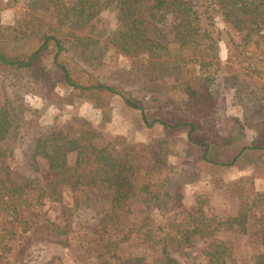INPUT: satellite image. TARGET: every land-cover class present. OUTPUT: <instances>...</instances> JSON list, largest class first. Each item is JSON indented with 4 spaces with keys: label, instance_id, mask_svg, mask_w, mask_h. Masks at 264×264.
<instances>
[{
    "label": "rangeland",
    "instance_id": "rangeland-1",
    "mask_svg": "<svg viewBox=\"0 0 264 264\" xmlns=\"http://www.w3.org/2000/svg\"><path fill=\"white\" fill-rule=\"evenodd\" d=\"M30 1L0 0V48L4 52L22 56L31 53L38 47L39 36L57 25L53 9L32 7ZM198 3L201 25L217 42L215 65L204 63L210 62L214 54L208 40L196 51L178 50L170 44L171 52L162 58L164 64L153 73L146 64L147 56L124 55L108 42L118 26L114 9L102 11L76 34L87 40L86 55L101 62L96 68L86 67L91 78L144 100L150 121L195 125L194 141L209 145L210 162L202 158L205 148L190 142L189 128L171 129L159 124L147 128L141 113L127 107L120 97L70 87L54 65L52 47L41 55L32 71L0 64V106L11 100L14 106L22 102L29 110H38L39 127L30 138L54 130L72 133L81 128L96 134L98 146L123 137L139 161L137 183L149 180L161 189L171 180L167 184L174 197L173 212L195 215L200 197L207 200L205 211L209 214L221 219L236 215L240 201L226 195L223 183L250 177L254 160L227 165L233 162L240 146L253 142L264 145V27L252 33L246 44V32H236L212 0ZM162 12L166 10L158 16ZM179 21L166 13L148 26V32L170 43ZM73 59L74 53L66 44L61 60L73 65ZM177 59H182L179 70L174 69ZM189 89L195 94L188 93ZM24 118L20 122L28 116ZM33 145L25 138L14 146L5 144L3 148L13 147V151L0 153V180L21 184L25 178L37 177L48 190L44 205L21 210L17 221L7 218L6 213L0 215V228H15L14 237L8 240L11 249L0 264H122L129 257H142L146 264H153L160 252L139 247L133 239L119 243L118 259L110 252L103 253L104 244L117 239L106 221L109 208L103 197L93 186L59 185L51 193L52 174L45 160L33 158ZM156 160L165 162L159 164ZM256 184L263 202L253 208L256 219L251 223V233L226 234L222 238L229 257L242 264H251V257L261 249L256 228L260 222L258 212L264 208V181L257 180ZM151 214L161 220L158 210ZM21 220L30 227L21 226ZM105 227V233L109 232L106 239L99 232ZM204 245L197 237L191 247L170 246L168 251L179 264H205L201 253Z\"/></svg>",
    "mask_w": 264,
    "mask_h": 264
},
{
    "label": "trees",
    "instance_id": "trees-1",
    "mask_svg": "<svg viewBox=\"0 0 264 264\" xmlns=\"http://www.w3.org/2000/svg\"><path fill=\"white\" fill-rule=\"evenodd\" d=\"M224 19L233 25L236 32H246L245 41L248 44L250 35L264 27V0H212ZM199 0H31V6L53 9L57 25L39 36V44L31 53L24 56L4 52L0 48V64L18 70H34L41 55L49 48L55 50L53 62L64 76L67 84L74 89H84L120 97L130 109L139 111L147 128L159 124L171 129L189 128L188 137L191 143L205 148L203 160L208 158L209 145L198 144L193 135L196 126L191 123L168 124L155 119L150 121L146 116V103L142 99L128 96L116 87L94 80L87 74V68H96L101 62L95 57L86 55L84 48L87 40L77 31L84 30L104 10L117 11L118 26L108 39V42L121 53L132 57L147 56V65L157 73L162 60L171 52L170 44L179 49H194L201 47L208 40L210 50L214 51L212 60L204 62L215 65L218 60L217 42L208 30L201 25V9ZM180 19L175 27L173 40L162 39L157 34H149L148 26L155 20H161L166 13ZM159 17V18H158ZM74 53L73 65L61 60L66 50ZM183 60H185L183 58ZM182 59L175 61V70H179ZM215 61V63H214ZM166 63V62H165ZM84 65L85 67H83ZM181 79V73L178 74ZM209 76L205 77L208 80ZM187 83V82H185ZM190 88V84H187ZM191 95L195 91H190ZM28 118L20 122V118ZM38 110H29L22 102L14 106L11 100L0 106V153L13 151L3 148L30 139L33 145V158L46 161L52 174L50 181L51 193L57 186H93L101 194L109 208L105 215L109 227L117 237L108 240L102 249L103 253H111L119 257V243L133 239L135 245L160 252L153 264H179L171 257L168 248L177 249L191 247L195 238H200L205 245L201 250L205 264H242L228 255L227 243L222 238L226 234L249 235L252 231L253 208L262 204L263 195L256 184L264 181V166L255 164L250 177L239 178L229 183H223L226 195L239 199L240 208L236 215H227L221 219L205 211L209 204L200 198L196 202L197 213L188 211L173 212L174 197L169 186L171 180L161 189L149 180L137 183L139 161L127 148L123 137H118L103 146L95 144V133L90 129H80L72 133L54 130L50 133L30 138L31 132L39 127ZM24 130V131H23ZM248 150H264L251 143L240 146V154ZM73 159L70 161V157ZM237 160H233L231 167ZM161 164L163 160H156ZM255 173V175H253ZM9 183V184H6ZM48 190L39 178H25L21 184H12L0 180V215L17 221L21 210H35L44 205ZM158 210L161 220L152 216V211ZM259 225L256 228L261 249L251 257V264H264V208L258 212ZM21 226H29L26 221H19ZM30 227V226H29ZM107 228L99 232L102 237ZM104 231V232H103ZM15 228H0V260L10 251L8 240L14 237ZM121 237V238H119ZM118 259V258H117ZM122 264H146L142 257H129Z\"/></svg>",
    "mask_w": 264,
    "mask_h": 264
},
{
    "label": "crops",
    "instance_id": "crops-1",
    "mask_svg": "<svg viewBox=\"0 0 264 264\" xmlns=\"http://www.w3.org/2000/svg\"><path fill=\"white\" fill-rule=\"evenodd\" d=\"M255 145L261 149H264V145H259L256 142H255ZM248 159L254 160V162H255V163H253L254 165L255 164L261 165L263 163V160H264V150H248V151L243 152L242 154H240V150H239L237 152V154H235V156H233L232 160L239 161V160H248ZM237 161H236V163H237Z\"/></svg>",
    "mask_w": 264,
    "mask_h": 264
}]
</instances>
